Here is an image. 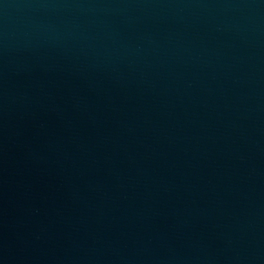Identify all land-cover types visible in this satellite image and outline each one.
I'll list each match as a JSON object with an SVG mask.
<instances>
[{
  "label": "water",
  "instance_id": "95a60500",
  "mask_svg": "<svg viewBox=\"0 0 264 264\" xmlns=\"http://www.w3.org/2000/svg\"><path fill=\"white\" fill-rule=\"evenodd\" d=\"M0 264H264V0H0Z\"/></svg>",
  "mask_w": 264,
  "mask_h": 264
}]
</instances>
